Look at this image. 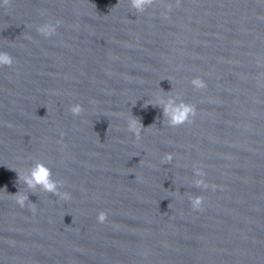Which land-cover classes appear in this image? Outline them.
<instances>
[{
    "label": "water",
    "instance_id": "obj_1",
    "mask_svg": "<svg viewBox=\"0 0 264 264\" xmlns=\"http://www.w3.org/2000/svg\"><path fill=\"white\" fill-rule=\"evenodd\" d=\"M0 53V264H264V0H0Z\"/></svg>",
    "mask_w": 264,
    "mask_h": 264
},
{
    "label": "clouds",
    "instance_id": "obj_2",
    "mask_svg": "<svg viewBox=\"0 0 264 264\" xmlns=\"http://www.w3.org/2000/svg\"><path fill=\"white\" fill-rule=\"evenodd\" d=\"M10 3V0H3L4 5H8ZM154 3H156V0H131V6L132 8L136 9L138 12L143 13L146 11L149 7H151ZM169 11H171V6L169 5ZM60 21H57L56 25H53L51 23L45 24L43 27L38 28V32L45 35V36H51L57 31V27L59 25ZM14 63V59L11 55L8 53H0V65L3 66H11ZM193 85L197 87V89H205L207 87L205 81L201 78H195L191 81ZM71 113L73 115H80L84 109L80 104H77L73 106L70 109ZM166 111L171 113L172 117V124L174 126H180L185 123H190L192 121V118L196 115V107L195 105H186L182 104L174 109L169 107ZM132 127L136 129L137 135H139V132L143 129V125L140 124L139 121H137L135 118L132 120ZM173 157L171 155L167 156L165 159V162H171ZM202 175H206L204 172L201 173ZM26 184L29 187H35L36 185H40L43 187L45 191L51 192L57 196L63 201H70L72 199V195L69 192H59L57 190V185L54 181L51 180V170L47 168L43 164H37L31 171L30 177L26 179ZM205 189L209 187V185L205 181H198L197 186H201ZM213 189L216 187L215 185H212ZM15 201L18 203L21 207L27 206L31 209L33 213L37 211L36 204L34 203H28V199L24 194L17 193L15 195ZM204 197L203 196H197L192 201V207L194 210H202V205L204 203ZM108 214L104 211H100L98 214V221L100 223H104L107 221Z\"/></svg>",
    "mask_w": 264,
    "mask_h": 264
}]
</instances>
